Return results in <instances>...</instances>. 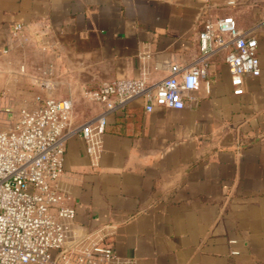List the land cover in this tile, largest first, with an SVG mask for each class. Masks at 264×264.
<instances>
[{
  "label": "crops",
  "instance_id": "1",
  "mask_svg": "<svg viewBox=\"0 0 264 264\" xmlns=\"http://www.w3.org/2000/svg\"><path fill=\"white\" fill-rule=\"evenodd\" d=\"M224 16L258 43L261 72L242 94L230 48L200 50L204 24ZM200 59L206 75L182 109L137 97L107 114L97 154L79 129L66 140L70 245L106 235L114 256L99 264H264V0H0V120L36 107L31 88L71 98L79 128L103 111L86 89L158 84Z\"/></svg>",
  "mask_w": 264,
  "mask_h": 264
},
{
  "label": "built area",
  "instance_id": "2",
  "mask_svg": "<svg viewBox=\"0 0 264 264\" xmlns=\"http://www.w3.org/2000/svg\"><path fill=\"white\" fill-rule=\"evenodd\" d=\"M199 42L204 56L230 48L226 63L234 94L244 92L246 77L260 75L257 39L240 29L232 16L206 22ZM199 61L184 70L171 66L170 75L158 84L129 78L86 89L84 97L101 104L103 111L79 128L73 125L71 98L37 95L35 108L1 110L10 120L0 130V264H99L113 258L104 234L70 245L76 212L63 202L57 186L66 140L79 129L90 153L97 154L107 114L137 97L146 99L147 111L155 106L182 109L185 93L198 88L206 75V63Z\"/></svg>",
  "mask_w": 264,
  "mask_h": 264
},
{
  "label": "rangeland",
  "instance_id": "3",
  "mask_svg": "<svg viewBox=\"0 0 264 264\" xmlns=\"http://www.w3.org/2000/svg\"><path fill=\"white\" fill-rule=\"evenodd\" d=\"M30 92H31L30 93L31 96H37L38 95L31 88H30ZM13 111H14L13 113H17L18 110L17 109H13ZM8 122H9V120H0V130L6 128L8 126V124H9Z\"/></svg>",
  "mask_w": 264,
  "mask_h": 264
}]
</instances>
